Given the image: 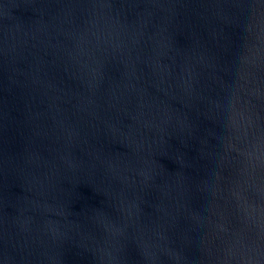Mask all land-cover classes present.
I'll use <instances>...</instances> for the list:
<instances>
[{
	"label": "water",
	"instance_id": "1",
	"mask_svg": "<svg viewBox=\"0 0 264 264\" xmlns=\"http://www.w3.org/2000/svg\"><path fill=\"white\" fill-rule=\"evenodd\" d=\"M0 264H264V0H0Z\"/></svg>",
	"mask_w": 264,
	"mask_h": 264
}]
</instances>
